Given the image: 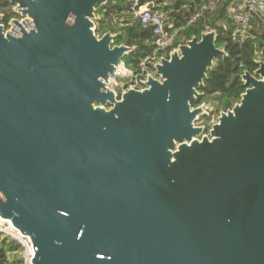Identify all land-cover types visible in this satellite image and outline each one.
Instances as JSON below:
<instances>
[{
  "label": "water",
  "instance_id": "1",
  "mask_svg": "<svg viewBox=\"0 0 264 264\" xmlns=\"http://www.w3.org/2000/svg\"><path fill=\"white\" fill-rule=\"evenodd\" d=\"M13 1L27 17L0 23V216L33 264H264V61L199 140L215 31L118 96L128 48L93 21L107 0Z\"/></svg>",
  "mask_w": 264,
  "mask_h": 264
},
{
  "label": "trees",
  "instance_id": "2",
  "mask_svg": "<svg viewBox=\"0 0 264 264\" xmlns=\"http://www.w3.org/2000/svg\"><path fill=\"white\" fill-rule=\"evenodd\" d=\"M215 0H140L141 4L149 3L154 11L167 16L166 28L175 32L176 38L172 46L161 53L169 57L170 53L182 45L196 39L201 41L204 34L215 31V45L224 54L214 59L202 83L197 87L192 107H199L208 102V114L202 118L206 121V130L212 128V115L232 109L242 99L250 87L245 75L256 76L260 62L264 61V22L259 16H252L245 36L237 33L241 25L232 16L237 8L233 0H220L215 7ZM133 4L130 0H107L96 6L94 24L99 38L110 35L111 46H126L128 52L123 61L127 69L142 76V62L155 50L153 28L143 25L132 16ZM201 15L191 22L195 14ZM1 21L6 28L13 19L22 18L25 14L13 0H0ZM152 67V65H151ZM20 245L4 238L0 241V264H21Z\"/></svg>",
  "mask_w": 264,
  "mask_h": 264
},
{
  "label": "built area",
  "instance_id": "3",
  "mask_svg": "<svg viewBox=\"0 0 264 264\" xmlns=\"http://www.w3.org/2000/svg\"><path fill=\"white\" fill-rule=\"evenodd\" d=\"M130 1L133 4L132 16L137 18L143 25H148L153 28L155 50L151 56H147L143 60L142 72L140 73L142 76L141 78H139V75L134 71L127 69L131 78L127 86L122 89L121 93L125 92L127 89L141 91L147 89L149 87L147 84L148 79L151 76L161 80V77L156 73L155 66L161 58L164 57L160 54H166V51L173 45L176 38V33L169 32L166 28L167 16L164 13L154 11L149 3L141 4L140 0ZM219 1L220 0H215L213 6L209 8L213 9ZM233 2L238 6L232 10V16L236 22L241 25L236 30L240 36H245L247 26L252 16H259L264 22V0H233ZM200 15V13L195 14L191 22H194ZM26 17L27 15L22 18L13 19L9 28H6L2 23L1 25L4 26V30L7 32L12 30L14 26L22 24ZM200 117L201 115H199V118ZM218 119H212V126L219 121ZM206 133L210 134V131ZM4 238L14 240L20 245L19 255L21 264H33L36 249L31 237L16 229L11 220L0 216V241Z\"/></svg>",
  "mask_w": 264,
  "mask_h": 264
},
{
  "label": "rangeland",
  "instance_id": "4",
  "mask_svg": "<svg viewBox=\"0 0 264 264\" xmlns=\"http://www.w3.org/2000/svg\"><path fill=\"white\" fill-rule=\"evenodd\" d=\"M15 27V26H14ZM179 52V51H178ZM171 54V53H170ZM127 69V68H126ZM130 74L128 72V70L126 71H122L121 69H117L116 70V74L115 76H110L109 77V84H110V88L119 96V94L121 93L122 89L127 86V84L129 83L130 81ZM200 106H203V105H200ZM205 106H210V103L206 102L205 103ZM109 106H106V109H109L108 108ZM193 108V107H192ZM207 112H209V110H207ZM208 114V113H206ZM221 114V113H220ZM220 114H214L212 115V119H218ZM204 118H202V116L200 118H198L196 121H195V125L196 126H203L206 130V121L203 120ZM204 138H208V139H212V136H211V133H206L205 131L201 134V136L198 137L199 140H203Z\"/></svg>",
  "mask_w": 264,
  "mask_h": 264
},
{
  "label": "bare ground",
  "instance_id": "5",
  "mask_svg": "<svg viewBox=\"0 0 264 264\" xmlns=\"http://www.w3.org/2000/svg\"><path fill=\"white\" fill-rule=\"evenodd\" d=\"M22 29V27H21ZM117 65H116V70L117 69H121L122 71H126L127 69L124 67V65L122 63H120L119 61L115 60L114 61ZM110 81V80H109ZM105 84L108 85V83L105 80ZM10 219V218H9Z\"/></svg>",
  "mask_w": 264,
  "mask_h": 264
},
{
  "label": "crops",
  "instance_id": "6",
  "mask_svg": "<svg viewBox=\"0 0 264 264\" xmlns=\"http://www.w3.org/2000/svg\"><path fill=\"white\" fill-rule=\"evenodd\" d=\"M158 63H160V61H159ZM158 63H157V64H158Z\"/></svg>",
  "mask_w": 264,
  "mask_h": 264
}]
</instances>
